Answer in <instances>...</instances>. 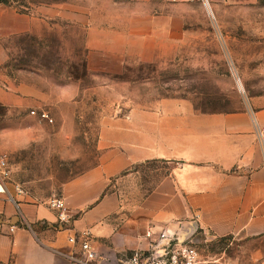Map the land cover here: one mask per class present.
Returning <instances> with one entry per match:
<instances>
[{"label":"rangeland","instance_id":"rangeland-1","mask_svg":"<svg viewBox=\"0 0 264 264\" xmlns=\"http://www.w3.org/2000/svg\"><path fill=\"white\" fill-rule=\"evenodd\" d=\"M0 6L39 18L35 32L8 31L12 16L0 19V145L10 168L3 181L17 198L49 206L62 198L67 182L101 161L103 128L133 110L159 111L168 102L203 112L264 105V2L11 0ZM173 168L153 160L137 166L136 176L120 177L123 172L121 190H106L87 210L106 199L101 233L84 230L97 251L91 264H124L133 250L150 247L143 202ZM68 213L66 229L86 216ZM153 231L157 237L162 230ZM82 232L71 233L78 259ZM194 244L204 264H264V235L215 237L200 230Z\"/></svg>","mask_w":264,"mask_h":264},{"label":"crops","instance_id":"crops-1","mask_svg":"<svg viewBox=\"0 0 264 264\" xmlns=\"http://www.w3.org/2000/svg\"><path fill=\"white\" fill-rule=\"evenodd\" d=\"M209 1L238 6L264 2ZM6 15L12 16L8 31L37 30V17L12 15L0 6V19ZM99 146V164L62 190L68 209L86 211L72 229L61 226L57 210L48 204L17 198L7 185L6 192L0 191V264H73L77 248L69 240L71 233H101L97 221L106 211V199L95 212L87 210L106 190H121L120 177L138 175L134 169L153 160L171 162L174 168L143 202L151 216L150 229L183 232L198 215L200 227L215 237L264 235V105L203 112L168 102L159 111L133 110L119 124L103 128Z\"/></svg>","mask_w":264,"mask_h":264},{"label":"built area","instance_id":"built-area-1","mask_svg":"<svg viewBox=\"0 0 264 264\" xmlns=\"http://www.w3.org/2000/svg\"><path fill=\"white\" fill-rule=\"evenodd\" d=\"M41 116L50 120V116L46 112H42ZM10 174L8 155L1 149L0 145V191L6 192V179ZM50 207L57 210L58 219L61 223H68V208L63 198H53L50 201ZM181 228L183 224L179 225ZM14 226L11 230H14ZM187 229L183 232L173 230L172 228L163 229L156 237L152 229H147L145 239L151 240L150 247L145 249H135L130 257L124 261V264H204L200 259V254L194 244V236L200 230L198 215H194L189 221ZM90 231H84L79 234V245L82 258H74L76 264H91L97 258V251L92 245ZM69 240L72 243L77 242L75 236H71Z\"/></svg>","mask_w":264,"mask_h":264},{"label":"trees","instance_id":"trees-1","mask_svg":"<svg viewBox=\"0 0 264 264\" xmlns=\"http://www.w3.org/2000/svg\"><path fill=\"white\" fill-rule=\"evenodd\" d=\"M1 5H11V0H0Z\"/></svg>","mask_w":264,"mask_h":264},{"label":"bare ground","instance_id":"bare-ground-1","mask_svg":"<svg viewBox=\"0 0 264 264\" xmlns=\"http://www.w3.org/2000/svg\"><path fill=\"white\" fill-rule=\"evenodd\" d=\"M0 188H1V186H0Z\"/></svg>","mask_w":264,"mask_h":264}]
</instances>
